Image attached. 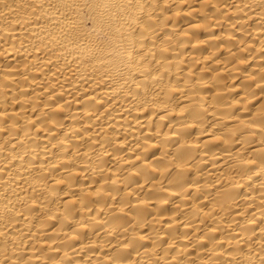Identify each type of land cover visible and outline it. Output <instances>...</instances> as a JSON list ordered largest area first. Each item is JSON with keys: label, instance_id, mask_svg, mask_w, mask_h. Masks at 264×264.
Masks as SVG:
<instances>
[{"label": "bare ground", "instance_id": "1", "mask_svg": "<svg viewBox=\"0 0 264 264\" xmlns=\"http://www.w3.org/2000/svg\"><path fill=\"white\" fill-rule=\"evenodd\" d=\"M0 264H264V0H0Z\"/></svg>", "mask_w": 264, "mask_h": 264}, {"label": "clouds", "instance_id": "2", "mask_svg": "<svg viewBox=\"0 0 264 264\" xmlns=\"http://www.w3.org/2000/svg\"><path fill=\"white\" fill-rule=\"evenodd\" d=\"M141 147H143V145Z\"/></svg>", "mask_w": 264, "mask_h": 264}]
</instances>
